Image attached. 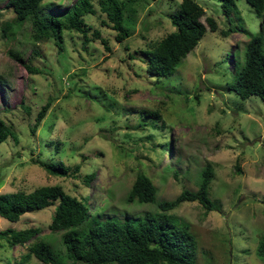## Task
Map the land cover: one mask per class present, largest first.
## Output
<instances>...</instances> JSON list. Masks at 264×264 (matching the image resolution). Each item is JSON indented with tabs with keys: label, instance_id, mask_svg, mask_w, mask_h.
<instances>
[{
	"label": "rangeland",
	"instance_id": "rangeland-1",
	"mask_svg": "<svg viewBox=\"0 0 264 264\" xmlns=\"http://www.w3.org/2000/svg\"><path fill=\"white\" fill-rule=\"evenodd\" d=\"M73 1L42 0L40 12L56 13ZM91 1L96 12L84 17L92 39L85 46L70 29L61 30L60 47L52 38L33 43L28 20L10 39L0 28V118L11 131L0 143V193L56 184L99 219H135L155 210L150 203L124 202L137 173L155 185L156 201L171 200L182 189L194 190L199 171L209 165L213 210L184 201L168 212L189 223L196 240L192 264H264L256 255L264 234V102L255 95L241 99L230 87L248 33L264 41V12L258 17L245 0H235L236 13L226 15L219 0H194L204 11L200 21L210 17L216 29L205 26L174 73L156 79L146 74L138 51L174 29L168 16L180 0H134V13H124L130 35L120 42L99 22L105 17ZM5 4L0 0V27L14 16ZM229 21L245 30L222 36ZM92 30L105 42L92 38ZM165 141L171 154L160 151ZM57 161L70 173L52 176L39 166ZM53 207L26 212L16 222L0 216V230L39 228L22 245L9 247L0 238V264L18 260L37 239L63 249L61 231L47 227ZM25 264L43 263L30 255Z\"/></svg>",
	"mask_w": 264,
	"mask_h": 264
},
{
	"label": "trees",
	"instance_id": "trees-1",
	"mask_svg": "<svg viewBox=\"0 0 264 264\" xmlns=\"http://www.w3.org/2000/svg\"><path fill=\"white\" fill-rule=\"evenodd\" d=\"M42 0H6L5 6L13 12L10 22L1 25L3 37L10 39L21 24L30 21L29 37L33 43L52 38L54 44L60 47L62 29H70L79 33L82 46L87 41L86 33L90 25L84 17L94 15L95 7L91 0H74L67 8L56 13H41ZM226 15L235 12V0H219ZM97 9L105 17L99 22L104 28L114 32V40L120 42L128 37L131 20L124 17L126 11L134 13V0H97ZM254 14L262 17L264 0H245ZM203 10L194 0H180L174 11L168 16L173 30L140 49L138 59L145 62V72L156 79L170 76L179 63L195 47L205 33L216 29V23L210 17H205V24L200 21ZM238 20V19H237ZM240 27L230 23L226 30H221L222 36H227ZM239 30V29H238ZM92 38L100 39L98 30H92ZM264 41L259 34H249L242 52L235 60L230 83L231 89L241 98L250 95L257 96L264 102ZM8 55L17 59L19 53L8 49ZM235 56V55H234ZM133 58V57H132ZM29 71L37 72L35 68L27 67ZM48 104L42 105L36 112L31 131L44 117ZM157 116L156 113L148 112ZM11 135L10 127L0 118V143ZM160 151L171 154L169 143L159 145ZM39 166L52 176H66L70 173L61 161L39 163ZM75 165L71 173L77 172ZM213 171L205 165L198 175L194 190L182 189L171 200L156 201V187L144 174L137 173L125 197V203H150L155 210L144 212L141 216L117 219L109 217L99 219L96 211H88V205L80 199L63 191L59 185H41L31 191H15L0 193V216L10 222H16L24 213L40 210L54 205L49 231H61L60 242L62 250H55L49 243L35 240L25 254L19 256L12 264H25L33 255L43 264H192L196 254L195 236L189 230V223L179 220L169 211L184 201H196L204 211L213 210V203L208 197V185ZM90 177L85 176V182ZM38 227L21 230L6 228L0 230V238L9 246L22 245L31 237L39 235ZM256 255L264 260V234L258 239Z\"/></svg>",
	"mask_w": 264,
	"mask_h": 264
}]
</instances>
